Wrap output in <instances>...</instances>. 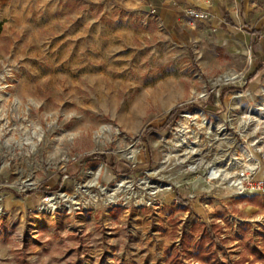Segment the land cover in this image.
<instances>
[{
    "label": "rangeland",
    "instance_id": "1",
    "mask_svg": "<svg viewBox=\"0 0 264 264\" xmlns=\"http://www.w3.org/2000/svg\"><path fill=\"white\" fill-rule=\"evenodd\" d=\"M167 7L0 0V264H264V0Z\"/></svg>",
    "mask_w": 264,
    "mask_h": 264
},
{
    "label": "trees",
    "instance_id": "2",
    "mask_svg": "<svg viewBox=\"0 0 264 264\" xmlns=\"http://www.w3.org/2000/svg\"><path fill=\"white\" fill-rule=\"evenodd\" d=\"M225 18H227L228 22L234 25L228 13H224ZM179 112V109L176 108L172 112V116L165 123L167 124L174 118ZM193 226L195 229H199L200 237L194 242L196 254L192 256L197 264H246L248 259L245 257L240 258L238 261H233L229 257L219 258L217 251H222L225 248L226 237H222V226L217 222H213L208 224L207 222L203 223H194ZM192 233L185 234L183 238L184 247L187 242V238L190 237ZM187 245V244H186ZM184 252L191 255L188 248L184 249ZM170 261L172 264H184L181 261V258L178 254L176 256H170Z\"/></svg>",
    "mask_w": 264,
    "mask_h": 264
},
{
    "label": "crops",
    "instance_id": "3",
    "mask_svg": "<svg viewBox=\"0 0 264 264\" xmlns=\"http://www.w3.org/2000/svg\"><path fill=\"white\" fill-rule=\"evenodd\" d=\"M173 1H176L178 3H181L183 5H195V7H198L199 9H203L205 11H210V13L212 14V17L210 20L206 21V20H200L198 21L196 26L202 25V24H210L212 27L216 26L217 28L215 30L219 31V33L223 30H228L229 32H231L230 30H233V33L235 34V32L237 33L236 30H240V28L238 27V25L235 23L236 20L231 17L230 18L233 19L234 21V25L230 24L227 20V18H225L224 13H227V11H224L222 13V11H220L218 8V4L221 2L222 0H164V4H167L169 6L173 5ZM216 5V6H214ZM176 10L180 11V14L176 13ZM162 13L165 14L166 18H169V21H171L172 23L176 24V23H180L181 25H187L188 22L186 20V18L183 15V12L178 9V7L176 9H172V8H163L162 9ZM195 26V27H196ZM194 27V28H195Z\"/></svg>",
    "mask_w": 264,
    "mask_h": 264
},
{
    "label": "built area",
    "instance_id": "4",
    "mask_svg": "<svg viewBox=\"0 0 264 264\" xmlns=\"http://www.w3.org/2000/svg\"><path fill=\"white\" fill-rule=\"evenodd\" d=\"M173 4L177 6L182 12L184 17L186 18L188 24L192 27H195L200 20H210L212 17V14L210 11H205L203 9H199L195 6H187L183 5L181 3H178L176 1H173ZM152 12L156 13L157 8L152 7Z\"/></svg>",
    "mask_w": 264,
    "mask_h": 264
},
{
    "label": "bare ground",
    "instance_id": "5",
    "mask_svg": "<svg viewBox=\"0 0 264 264\" xmlns=\"http://www.w3.org/2000/svg\"><path fill=\"white\" fill-rule=\"evenodd\" d=\"M79 41V40H78ZM60 54V53H59ZM90 54V53H89ZM66 55V54H65ZM91 55V54H90ZM103 56V55H102ZM71 58V57H70ZM93 58V57H92ZM108 58V57H107ZM78 60V58H77ZM74 61V60H73ZM66 63V62H65ZM75 64V63H74ZM81 64V63H80ZM63 65V64H62ZM97 72V71H96ZM85 74V73H84ZM81 75V74H80ZM53 80V79H52ZM25 88V87H24ZM102 96V95H101ZM104 100V99H103Z\"/></svg>",
    "mask_w": 264,
    "mask_h": 264
}]
</instances>
